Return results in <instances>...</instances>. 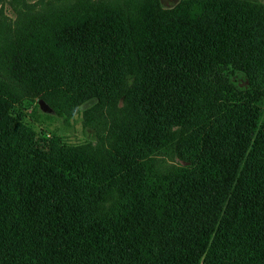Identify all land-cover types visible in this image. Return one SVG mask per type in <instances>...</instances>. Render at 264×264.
Wrapping results in <instances>:
<instances>
[{
    "label": "trees",
    "instance_id": "obj_1",
    "mask_svg": "<svg viewBox=\"0 0 264 264\" xmlns=\"http://www.w3.org/2000/svg\"><path fill=\"white\" fill-rule=\"evenodd\" d=\"M35 101L92 139L34 131ZM0 264H264V3L0 19Z\"/></svg>",
    "mask_w": 264,
    "mask_h": 264
},
{
    "label": "rangeland",
    "instance_id": "obj_2",
    "mask_svg": "<svg viewBox=\"0 0 264 264\" xmlns=\"http://www.w3.org/2000/svg\"><path fill=\"white\" fill-rule=\"evenodd\" d=\"M37 0H0V19L10 23L16 13ZM164 8L175 6L180 0H159ZM264 3V0H251ZM25 111L26 124L34 131L57 136L74 144H82L92 139L91 131L84 127L82 114L55 112L41 101L29 103Z\"/></svg>",
    "mask_w": 264,
    "mask_h": 264
}]
</instances>
